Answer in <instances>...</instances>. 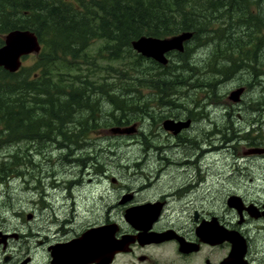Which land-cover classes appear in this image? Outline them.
Masks as SVG:
<instances>
[{"label":"trees","instance_id":"16d2710c","mask_svg":"<svg viewBox=\"0 0 264 264\" xmlns=\"http://www.w3.org/2000/svg\"><path fill=\"white\" fill-rule=\"evenodd\" d=\"M14 29L33 31L42 50L17 72L0 67L6 145L48 141L74 152L89 145L83 136L98 125L103 98L112 104L111 122L122 124L140 118L146 100L178 99L173 95L181 92L216 99L226 77L240 72L249 86L263 78L264 0H0V47ZM186 31L192 37L184 51L166 65L133 47L142 36ZM97 41L102 46L94 52ZM201 46L210 52L199 64L190 55ZM124 58L123 66L107 65L108 74H100L99 59ZM255 100L264 102L261 89ZM23 165H31L27 155L10 153L0 160V179L18 175Z\"/></svg>","mask_w":264,"mask_h":264},{"label":"flooded vegetation","instance_id":"af4514ba","mask_svg":"<svg viewBox=\"0 0 264 264\" xmlns=\"http://www.w3.org/2000/svg\"><path fill=\"white\" fill-rule=\"evenodd\" d=\"M176 52L179 51L166 53L169 61ZM261 75L264 83V68ZM248 86V83H242L238 87H245V93ZM174 94V98L180 97ZM243 96L238 102L231 101L237 106L242 122L246 120L248 130L236 139H248L251 143L238 145L241 149H236L233 155L240 156L242 161L240 164H229L224 177L230 180L225 181L226 186L222 189L214 186L212 164H198L193 160L198 161L207 154H211L208 157L212 158L214 153L211 150L203 152L201 145H206L208 141L211 143L213 138L216 139L213 137L215 134L221 135L222 139L227 136L223 131L226 126L213 123L217 120L209 116L208 103L217 102L188 100L185 97V101H144L147 108L140 112L139 119L113 123L110 131L118 130L111 133L113 136L130 132L138 139L142 147V162L134 164L137 168L132 164L122 165L129 170L128 176H110L102 162L83 164L82 155L73 157V163L78 164L76 167L84 166L75 171L76 176L87 174L92 178L89 182L97 179V183H103V186L82 211H77L73 205L71 211L61 214L56 212L55 207L50 209L48 228L51 234H46L45 240H39V243L44 242V264H62L55 257V246L72 243L88 231L102 228L115 252L110 264H114L120 256L133 257L147 264H161L160 260H164V264H264V134H260L264 102H246ZM83 137L87 140V135ZM184 145L193 148L185 152L186 159H182L187 164H176L171 154L179 155L183 152L179 149ZM195 149L201 151L200 155L189 158L190 153L194 155ZM83 151L85 149L75 150L79 155ZM88 153L93 155L90 151ZM249 160L259 164H247ZM235 161L238 162V159L235 158ZM193 169L199 171L191 172ZM256 169H260L259 174H256ZM214 187L219 192L218 196L211 195ZM33 215L30 214L31 218ZM132 220L149 221L133 224ZM52 225L57 228L52 229ZM12 236L0 229V247L4 254V261L0 264H33V255L16 260L5 250ZM14 236L19 237L18 234ZM164 250L168 254H164Z\"/></svg>","mask_w":264,"mask_h":264},{"label":"rangeland","instance_id":"374dc122","mask_svg":"<svg viewBox=\"0 0 264 264\" xmlns=\"http://www.w3.org/2000/svg\"><path fill=\"white\" fill-rule=\"evenodd\" d=\"M101 46L102 42L97 41L93 44L91 50H94L95 52V50ZM209 49V46L197 47L192 51L190 58L193 57V60L199 64L203 63V60L204 62L206 60V55L210 52ZM178 53L179 52H176L175 55ZM36 55L37 53L35 52L26 55V57L23 58L22 67L31 66L35 61ZM172 60L176 61L177 58L171 55L170 61ZM124 62L125 58L122 61L99 59V63L103 68L98 70H101V75H106L108 73L104 68L105 66L111 65L113 67H120L123 66ZM248 82L249 80L247 81L242 78L240 72H238L236 75L223 79L218 86V96L216 99L197 100L203 102H217L214 104L208 103L211 112L209 113V116L211 115L212 120H217L213 123L220 126L224 124L223 126H226L223 131L227 136L222 139L220 137L221 135L215 134L213 137H216V139L211 137L213 138L211 143L208 141L206 142V145H201V149L205 153H207V151L203 150L205 149L204 147L212 148L211 151L214 153L212 158L208 157L211 154H207L205 158L203 155L200 160L196 161V159L193 158H197L201 153V151L197 149H195L194 155L190 153V156L188 157H192L191 159L198 164H212L211 178L217 183V185L215 183L214 186L219 189L224 188L227 183L225 181L230 180L229 178L226 179L224 177L229 164H240L242 161L240 156L233 155L236 149H241V146L238 145L244 142L251 143L248 139L244 141L236 139V136H240L243 132H248V130H246L247 124L246 120L242 122V119L239 118L237 114V106L232 104L227 98L228 94L233 89L242 83ZM248 88L249 89L242 97L246 102L250 101L251 98L256 97L258 89H261L264 93L263 80H261L260 84L254 83L252 86H248ZM196 92L197 89L194 91V94ZM150 93L151 92L149 91L146 92L147 98L152 95ZM181 93L184 95L178 98L180 99L179 101H185V98L188 100H194L193 97L187 93ZM201 96H203L202 93L200 97ZM153 97L154 95L151 98ZM111 105L112 104L105 98L101 99V112H99L100 118L97 119V121H100L98 122V125L96 123L95 129L88 132V134L91 135L88 136L87 134V141L90 144L82 148L85 149V151L80 153V155L75 151L67 153L68 149H61L59 145L48 141L32 143L21 142L15 145L0 143V160L6 158L10 153L14 154L16 152H20L21 155H27L28 160L31 159V165L21 166L22 171L18 175L6 179H0V229L5 233L13 235L9 238V243L5 250L13 255L16 260L22 259L31 254L34 256L33 264H44L46 260V252L43 248L44 242L39 243V240H45V235L51 234L48 228L49 222L51 221V218L48 215L50 209L55 207L56 212L61 214L63 212L71 211L72 207L75 206L77 211H82L86 207V204L92 202V197L98 195V192L101 190L103 183L98 184L97 179H94L93 182H89L92 178L87 177V174H85V176H80L79 174L76 176L75 171L78 169L81 170L84 166L76 167L78 164L73 163L75 161L73 157L79 158L82 155L83 159L86 158V163L82 162L83 164L102 162V164L105 165L104 168H108L109 171H107V174L110 176H118L119 174H126L128 176L129 170L124 169L122 165L128 166V164H132V166L135 167L134 164H140L139 162H142V147L135 135L130 134V132L123 136H113L111 134L112 132L110 130L113 125L109 116L112 112ZM232 105H234V107H232ZM229 118H232V120L229 121ZM147 119L150 120L149 118ZM261 125L262 131H260V134L262 135L264 134V121L261 122ZM83 143L85 142L83 141ZM92 143L94 147H92ZM209 144L212 146H209ZM217 146L222 148L219 149ZM90 149L93 150L91 151ZM192 149L191 146L184 145L179 149V152H183L179 155L173 153L171 156L178 160V162H181L182 159H186L184 158L185 152H189ZM74 150L76 149L74 148ZM89 151L93 153L92 156H89ZM152 151L156 152V150ZM216 151L218 153H215ZM67 154L69 155L68 157H66ZM235 158L238 159V162L235 161ZM209 161H214L215 163H209ZM246 163L255 165L259 164L250 160ZM214 164L217 167L213 168ZM86 169L90 168H85V170ZM195 170L199 171V169H193L191 172ZM259 172L260 169L257 170L256 174H259ZM246 180L247 179L245 178L244 181ZM75 181L81 183H74ZM220 181H224L225 184L218 183ZM215 187L211 189L212 196L219 195V192L215 190ZM32 213L34 214L33 217L29 218ZM52 226V229L57 228L54 225ZM34 233L36 234L34 235ZM16 234H18L19 237H15L14 235ZM158 253H160V251ZM163 253L168 254V251L164 250ZM3 257V250L2 247H0V263L1 261H4ZM164 262V260H160L161 264H164ZM4 264L9 263L5 262ZM114 264L147 263L139 262L133 257L128 259V256H120L117 257Z\"/></svg>","mask_w":264,"mask_h":264},{"label":"water","instance_id":"95a60500","mask_svg":"<svg viewBox=\"0 0 264 264\" xmlns=\"http://www.w3.org/2000/svg\"><path fill=\"white\" fill-rule=\"evenodd\" d=\"M191 37L192 32L187 31L167 38L142 36L133 41V47L143 55L153 57L157 61L166 64L168 62L166 53L174 49L183 51L184 43ZM40 51L41 44L39 38L33 31L14 29L6 34L5 43L0 47V67L10 72H17L22 67L23 57L31 52L39 53ZM244 91L245 87L235 88L230 92L228 98L233 102H238ZM116 131L118 130L112 129V132ZM29 218H31V216H29ZM148 221L149 220H132L133 224ZM98 230L104 231L103 228L93 229L72 243L55 246L54 254L58 262L64 264L65 260L63 257L67 255L69 264H88L94 262H96V264H110L115 252L111 244H109V247L106 246L105 248L104 242H101V240L97 248V241H95L96 239L93 240V235L91 234H95V231ZM101 235L103 239L106 236L105 233H101ZM104 241H108V237L104 239ZM86 251H88V253H86Z\"/></svg>","mask_w":264,"mask_h":264},{"label":"bare ground","instance_id":"6f19581e","mask_svg":"<svg viewBox=\"0 0 264 264\" xmlns=\"http://www.w3.org/2000/svg\"><path fill=\"white\" fill-rule=\"evenodd\" d=\"M244 23V22H243ZM191 59V58H190ZM213 67V66H212ZM221 67V66H220ZM222 69V68H221ZM228 71V70H227ZM158 75V74H157ZM231 75V74H230ZM176 86V85H175ZM183 86V85H182ZM198 87V86H197ZM72 121V120H71ZM20 141V140H19ZM102 147V146H101ZM205 149H203V150H205V151H208V150H211L212 148H206V147H204ZM217 148H222V147H220V146H217ZM37 149V148H36ZM68 155V154H67ZM205 157V156H204ZM182 163H184L185 162V160H182L181 161ZM175 163L176 164H178V163H180V162H178V160H176L175 161ZM186 163V162H185ZM193 163V162H192ZM187 164V163H186ZM94 233V232H93ZM101 233H105L103 230H100V231H95V234H91V235H93L92 237H93V240L94 239H96L95 241H97L96 242V244H97V248L99 247L98 245L101 243V242H104V246H105V248H106V246H110L109 244H111L109 241L110 240H108V241H104V239H106L107 237L105 236L104 237V239H103V236L101 235ZM105 235H106V233H105ZM101 240V242L99 243V241ZM102 246H103V244H102ZM99 250H100V248H99ZM99 250H97V251H99ZM86 253H88V251H86ZM64 260H65V262H64V260H63V262H64V264H69V259H68V257H67V255H65L64 257ZM63 264V263H62Z\"/></svg>","mask_w":264,"mask_h":264}]
</instances>
